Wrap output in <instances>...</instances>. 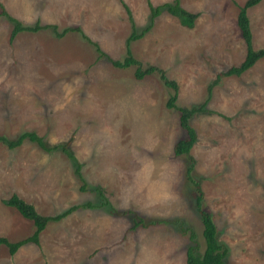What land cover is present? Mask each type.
I'll use <instances>...</instances> for the list:
<instances>
[{
  "label": "rangeland",
  "instance_id": "rangeland-1",
  "mask_svg": "<svg viewBox=\"0 0 264 264\" xmlns=\"http://www.w3.org/2000/svg\"><path fill=\"white\" fill-rule=\"evenodd\" d=\"M174 0H0L24 26L54 24L19 32L0 16V135L16 139L36 132L47 146L68 143L75 159L61 149L44 150L28 138L10 149L0 141V235L16 242L31 236L33 221L3 203L17 193L43 215H58L87 202L11 255L0 246V264H187L189 233L204 250L203 223L187 179L188 159L174 144L186 137L179 112L166 106L174 93L151 73L139 80L136 65L117 68L112 59L127 55V39L151 23V7ZM247 0H180L198 13L184 26L166 9L151 29L131 41L144 67L155 65L178 82L177 104L207 101L191 120L197 141L191 153L202 178L204 206L228 247L227 264H264V58L242 75L220 72L240 64L247 45L238 25ZM130 13L128 12V9ZM254 48L264 47V0L248 9ZM85 36V37H84ZM87 36V37H86ZM81 164L82 180L76 172ZM84 181L88 183L82 189ZM133 211L145 223L133 228ZM170 220V223L162 222Z\"/></svg>",
  "mask_w": 264,
  "mask_h": 264
},
{
  "label": "trees",
  "instance_id": "trees-1",
  "mask_svg": "<svg viewBox=\"0 0 264 264\" xmlns=\"http://www.w3.org/2000/svg\"><path fill=\"white\" fill-rule=\"evenodd\" d=\"M259 0H247L243 6H241L239 15H238V25L241 30L242 36L247 45V53L245 58L238 65H234L228 68L226 71L220 72L216 77L213 78V81L208 85V93L211 94L213 88L219 84L222 77L232 76V75H242L244 71H247L254 64L257 63L258 60L264 58V47L254 48L253 46V33L251 29V21L248 15V9L255 5ZM149 5L151 7V23L148 27L144 28L140 33L136 32V28L134 25L133 19L131 20L133 23V32L130 37L127 39L126 43V52L127 55L124 59H112L110 56L106 55L102 51V49L95 43V46L100 52V55L108 57L109 61L113 66L117 68H129L131 66L136 65L135 69V77L139 80L146 78L148 75L154 72H158L161 74L162 82L165 83L168 87H171L174 90V93L170 96L169 100L166 103V106L170 109L177 110L179 112V124L186 131V137L179 139L174 144V154L176 156H186L188 159V168H187V179L193 187V199L197 213L199 214L201 221L203 223V238H204V250H200V244L197 241L195 235V231L192 227L187 226L181 219H175L173 224L178 225L179 230L182 233H189L190 244L186 250V263L187 264H227V256L229 253L228 247L225 243L220 240V233L218 230V226L214 220V216L210 210H208L204 206V191L202 187V178L197 175L196 171V159L191 153L194 144L197 141V131L191 123L192 118L195 114L204 111L207 101L203 104H193L191 106H180L177 104L178 99V82L169 79L165 73V70L159 68L155 65H149L144 67L143 63L137 59L131 50V41L140 37V35L149 31L153 26L156 17L162 13L163 9H166L170 14L179 18L180 22L189 28L194 26L195 20L198 17V13L192 12L186 7H184L180 0H174L173 3L165 2L161 5L154 6L150 1ZM128 12L129 8L127 7ZM7 16L12 22H14V26L11 32V40L16 38L19 32L30 31L37 32L42 29L50 28L53 32L56 33L58 37H63L69 31L74 30L78 32H82L81 28L77 27L76 29L68 28L64 29L62 32L58 31V27L54 24H36L35 26H24L21 21L12 15H10L3 4H0V16ZM85 37V36H84ZM87 37V36H86ZM29 139L32 142H36L40 147L44 150L51 151L54 149H61L69 158L75 159L74 154L69 151L68 143H60L56 146L49 147L44 141L42 136L36 134V132L25 131L21 135H19L16 139H10L4 135H0V141L4 143L10 149L16 148L26 140ZM76 172L80 176L82 180L83 176L81 174V164L77 161ZM85 186H88V183L84 181L82 189H85ZM99 191L103 201H101V205L110 206V212L117 216L123 214H133V228L139 225L149 226L150 224L160 223L156 220L150 221V223H145V220L142 216L138 215L133 211L121 212L117 210L104 195L103 190L99 187H94L93 190ZM3 203L7 206L13 207L17 209L22 216L33 221L35 226L34 233L25 238L18 240L16 242L10 241L7 237L0 235V246L6 245L11 255H14L22 245L28 242H34L39 244L40 241V233L46 228L48 223L52 220H61L62 218L70 215L81 207H96L93 203L87 202L85 204L73 205L67 210L59 213L58 215H43L41 214L36 206L19 196L17 193H13L11 196L3 199ZM162 222L170 223V220H163Z\"/></svg>",
  "mask_w": 264,
  "mask_h": 264
}]
</instances>
